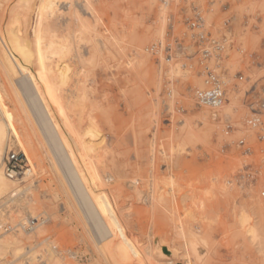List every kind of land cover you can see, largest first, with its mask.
Segmentation results:
<instances>
[{
  "label": "rangeland",
  "instance_id": "374dc122",
  "mask_svg": "<svg viewBox=\"0 0 264 264\" xmlns=\"http://www.w3.org/2000/svg\"><path fill=\"white\" fill-rule=\"evenodd\" d=\"M22 4L0 0V27ZM60 8L51 22L59 38L72 43L60 55L76 71L63 92L70 95L76 81L85 86L86 108L77 105L76 120L83 129L93 122L107 139L109 156L99 168L129 237L142 249L164 239L161 261H179L173 251L165 255L172 245L191 264H264V114L258 129L246 125L247 105L264 99V0H62ZM77 12L95 30L87 33L74 25ZM198 14L206 31L224 45L208 62L226 93L217 112L196 101L205 77L189 21ZM60 55L50 54L52 66ZM3 84L0 77V120L5 115L10 125L7 149L24 153L33 167L24 183L34 186L27 213L48 218L43 231L26 236L23 245L39 244L43 258L54 247L67 264H119L97 251L104 229L88 231L77 204L68 202L58 184L44 136L28 124ZM22 119L29 129L21 128ZM88 212L96 220L92 208ZM243 218L256 227L257 240L246 234ZM191 232L199 236L196 252L189 250Z\"/></svg>",
  "mask_w": 264,
  "mask_h": 264
},
{
  "label": "bare ground",
  "instance_id": "6f19581e",
  "mask_svg": "<svg viewBox=\"0 0 264 264\" xmlns=\"http://www.w3.org/2000/svg\"><path fill=\"white\" fill-rule=\"evenodd\" d=\"M61 2L62 0H22L23 6L20 8L21 10L14 17H10L3 27H0V77L4 83L1 87L5 89V92L14 94L15 97H11L16 98L23 109L22 113L25 114L28 124L34 129L37 128L38 132H41L44 136V141L52 155V160H50L52 161V170L56 173L62 192L69 199V201H66L71 203L75 201V205L77 204V208L80 209L79 217L85 221L91 235L94 234V229L97 227L98 229H104V236L96 241L97 251L104 259H115L119 264H127L124 261H128L129 264H179L180 260L183 259V261L191 264L192 259L184 254L181 255L177 249L171 247L172 245L165 248V255L170 256L173 251L176 259L178 258L180 262L175 260L161 261L160 257L163 256V248L165 246L164 239H162L163 241L161 239L157 240L155 247L150 242L147 247L143 246L146 247L145 249H142V243L139 244V242H136L137 239L133 240L129 237L130 234L128 233L130 232H127L128 228L126 229L125 223H122L123 219L121 220L107 193L106 187L109 184L104 179L99 168V162L109 156L108 149L110 148H105L104 150V147H107L104 145L106 137L104 138L93 122H90L88 127L83 129L81 127V119L79 118V121L76 120L77 105L84 106L82 102L86 101L82 98L84 93L86 94L84 91L85 86L83 88V85L81 86L80 82L76 81L75 83H78L77 85L75 84L77 89L71 91L73 86L71 89L67 88L71 91L68 90L70 95L66 96L63 92L72 83L73 77L76 76V71L69 63L70 61L68 62L67 59V61L64 59L65 55H60V53L62 54L65 51L68 53L72 47H69V42L65 43L62 38H59L51 22L61 12ZM169 2L165 4L168 5ZM88 5L89 3L87 2L86 7L89 15L91 17L95 16L94 8H91V4L90 6ZM165 9L168 10L169 8L167 9L166 7ZM15 12L16 10H14V14ZM75 15V22L78 23H74V25L79 24L83 31L87 30V33L95 30V27L90 24L91 21L84 17L83 14L77 12ZM95 18L92 17L94 20ZM75 30H78V28ZM69 44L70 46L72 45V43ZM51 53L60 55L56 66L54 65L55 67L50 63L52 60ZM68 56L69 54H67ZM68 58L70 59V56ZM80 71L82 72V69ZM173 73L179 75L180 71L176 68ZM82 76L84 77L83 74ZM79 100H81L82 104L78 103ZM84 112H86V109L83 110ZM24 124L25 122L21 125V128H23L22 126L25 127ZM9 126L8 119L4 115L0 120V220L6 218L5 212H9L8 215L10 214V216L8 219L15 225L16 222L27 223L29 217L38 218V216H34L31 211L29 212L32 215L27 213L29 204L32 201L30 193L34 186L33 182L27 185L24 183L31 179L33 173L24 181L10 179L5 174L4 159L7 147H9L8 144L11 141L8 131ZM28 127L25 128L29 129ZM101 150H103L102 154H100ZM17 181L21 182L22 185L18 184ZM85 200L87 201L86 204ZM88 207L92 208L96 220H94L92 214H89ZM23 212L27 213V215H22ZM46 219L48 220V218ZM178 220L181 221V219ZM246 222H248V219L243 218L242 225L246 234L251 239L257 240L259 236L256 227L246 224ZM178 228L181 235L187 236V234H184L183 227ZM43 229L40 225L30 232L21 229L13 234L0 237V264H67L64 262L62 252L54 247L49 249L48 257L43 258L41 257V252L39 253V250H37L40 246L39 244L23 245V240H25L26 236L30 238L32 234H38ZM190 236L191 242L189 244L191 246H188L189 250L192 248V251L196 252L198 251L196 245L199 243L197 241L199 236L197 238V234L192 232ZM189 244L187 243V245Z\"/></svg>",
  "mask_w": 264,
  "mask_h": 264
},
{
  "label": "built area",
  "instance_id": "2783aa9c",
  "mask_svg": "<svg viewBox=\"0 0 264 264\" xmlns=\"http://www.w3.org/2000/svg\"><path fill=\"white\" fill-rule=\"evenodd\" d=\"M189 27L193 31L192 38L197 47L196 55L200 58V64L203 67L205 77L203 87L195 92L197 105L201 108L217 112L224 105L226 93L219 75L209 67L208 62L213 57L220 56L224 50V45L206 31L205 18L201 14H198L189 21ZM239 79L242 81L244 78L240 76ZM247 106L250 115L246 121V125L249 130H256L262 124L264 99L260 100L257 104L250 102ZM240 145H245V141L241 140ZM4 162L5 174L10 179L24 181L33 173V167L26 155L13 147L7 149ZM8 213L5 212L6 218L0 220V237L13 234L21 229L30 232L40 225H45L48 221L46 217L40 215L38 218L29 217L27 223L16 222L14 225L9 221L8 217L10 214L8 215Z\"/></svg>",
  "mask_w": 264,
  "mask_h": 264
}]
</instances>
